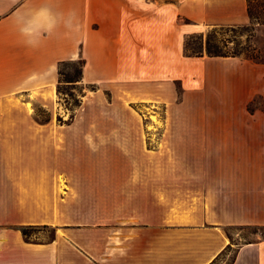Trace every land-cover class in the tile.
Segmentation results:
<instances>
[{"label":"crops","instance_id":"1","mask_svg":"<svg viewBox=\"0 0 264 264\" xmlns=\"http://www.w3.org/2000/svg\"><path fill=\"white\" fill-rule=\"evenodd\" d=\"M250 23L247 0H0V264H211L228 229L264 227V114L145 123L134 110L173 115L176 83L205 96L212 75L222 114L264 98L263 65L184 51L209 27ZM81 58L94 89L82 108L117 120H38L59 64ZM231 264H264V240L237 245Z\"/></svg>","mask_w":264,"mask_h":264},{"label":"rangeland","instance_id":"2","mask_svg":"<svg viewBox=\"0 0 264 264\" xmlns=\"http://www.w3.org/2000/svg\"><path fill=\"white\" fill-rule=\"evenodd\" d=\"M264 5V0H255L252 4V13L258 16V9ZM201 35L202 38L196 37ZM211 35L213 42L217 47L225 53L235 54L240 59L249 61L254 64L264 66V17L258 20L252 19L248 27H209L206 31L200 34H194L186 37L185 44L188 49L198 50L202 49L205 55V39ZM84 67V60L81 58L76 61H69L60 63L58 66V86L57 94L55 97L56 104L50 112L43 108H37L36 117L38 120L46 121L52 118L57 122H68L71 120L79 121H113L117 120L115 114H101L88 111L83 106V100L94 89L90 85H85L82 82V72ZM229 84L227 92L229 95L238 96L239 87L244 85V82L239 81L238 78L234 79ZM264 81H258L256 88L263 89ZM204 95L191 94L186 99H183L182 89L179 83H176L177 88V103L185 105L182 110H177L173 115L168 114H154L151 111L158 112L155 106H137L134 110L138 113L140 119L148 123L149 121H163L172 120L186 121V122H207L215 123L219 121H259L263 120L264 114V98L260 95L252 97L245 105L243 113L229 112L221 113V103L215 95L216 92V79L212 75L204 84ZM229 102H225V106L236 105L237 100H232L229 97ZM226 109V108H225ZM261 112V113H260ZM149 131V130H148ZM135 148V147H133ZM148 150L153 147L149 144L146 146ZM94 169L103 168L102 163L91 162ZM134 163H128V168H133ZM30 240L34 241H49L53 236V231L49 228H31L27 230ZM231 246L226 250L221 257L214 264H231L235 249L237 245L245 242H255L264 240V228L250 227V228H230L227 230Z\"/></svg>","mask_w":264,"mask_h":264},{"label":"trees","instance_id":"3","mask_svg":"<svg viewBox=\"0 0 264 264\" xmlns=\"http://www.w3.org/2000/svg\"><path fill=\"white\" fill-rule=\"evenodd\" d=\"M254 1L255 0H247V11H248V15H249V18L251 21H252V19L258 20L261 17H264V5L258 9V11H257L258 13H256L258 16L255 17L254 14L252 13V4ZM243 27H248V26H243ZM190 37H194V36H190ZM196 37L202 38L201 35H198ZM184 51H185V54L188 56L200 57L203 55L201 48L198 50H194V49L191 50V49L187 48L186 44L184 46ZM205 55L208 57H235V56H237L235 54H228V53L222 52L217 47V45L213 42V38L211 37V35H208L205 39ZM245 228H250V227H245ZM262 228H264V227H262ZM29 229H31V228H22L21 229L22 234L26 240L30 239L28 232H27V230H29ZM239 229H244V228H239ZM229 247H230V245L227 246L225 248V250L211 264H214L219 259V257H221L223 255V253L229 249Z\"/></svg>","mask_w":264,"mask_h":264}]
</instances>
